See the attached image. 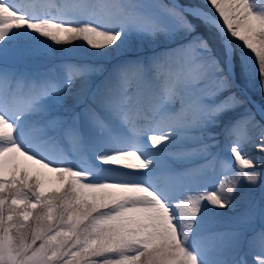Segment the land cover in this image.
<instances>
[{
    "label": "snow or ice",
    "instance_id": "snow-or-ice-1",
    "mask_svg": "<svg viewBox=\"0 0 264 264\" xmlns=\"http://www.w3.org/2000/svg\"><path fill=\"white\" fill-rule=\"evenodd\" d=\"M158 36L181 39L148 61L117 58L134 40ZM75 41L101 61L115 59L83 111L64 108V97L98 69L10 68L60 45L75 51ZM248 83L264 94V0H68L55 15L34 0H0V264H249L239 231L207 228L214 209L234 207L235 183L206 191L189 183L217 159L213 129H222L234 157L227 163L261 186L248 215L264 222V175L245 150L251 128L264 154V106L260 121L250 110L226 120L247 99L233 88ZM63 140L77 158L44 151ZM189 144L175 159L205 163L179 171L169 149ZM20 157L54 174L58 186L48 189L47 173L30 174ZM248 247L251 264H264V227Z\"/></svg>",
    "mask_w": 264,
    "mask_h": 264
},
{
    "label": "rangeland",
    "instance_id": "rangeland-1",
    "mask_svg": "<svg viewBox=\"0 0 264 264\" xmlns=\"http://www.w3.org/2000/svg\"><path fill=\"white\" fill-rule=\"evenodd\" d=\"M65 1V2H64ZM181 4H188L189 0H179ZM38 6H43V9L51 12L53 15L57 13L58 7L68 2L66 0H34ZM146 3H154L159 5L171 4L172 0H142ZM181 37H176V40H169L163 36L156 38H145L136 39L131 43V46L127 49L125 54L137 55L144 57L143 54L149 49V45L152 48L160 47L163 50L170 49L178 46V41ZM77 50L67 51L72 49V44L58 46L60 51L45 59H37L26 61L23 63H10L12 71L17 73H45L49 70L59 69L62 65H81L86 64L91 67L98 69L90 73L87 78L75 80L74 85L71 87L70 94L64 97V108H75L78 111H83V108L92 102V95L96 91L97 87L101 84L100 75L106 67L105 60L101 61L97 57L89 55L88 52L94 50L80 51L79 49L84 46L82 41H75ZM242 42L235 41L237 53L240 51V45ZM86 47V46H84ZM143 53V54H142ZM254 55V54H253ZM148 58V56H147ZM108 63H111L108 61ZM63 78V72L58 73ZM233 92L241 99L247 98L243 106L237 107L231 116L227 117L226 120L241 116L246 110H250L255 114L256 120L260 121V110L259 106H264V94H262L254 83H248L246 85H240L234 87ZM64 108L58 107L57 111L62 112ZM217 133L218 146L214 147L212 151L217 155V159L212 163L208 164L203 170V173L199 180L195 182H189L193 189L199 188L200 191L210 190L213 186L217 189L221 182L226 186H231L235 183L236 187L232 193V199L234 207L229 206L226 208H216L214 211L218 214L211 217L210 222L207 225L208 233L211 234H224L233 231H239L243 241V247L241 250V256L246 258L251 264L253 257L249 255L248 241L252 238L254 232H258L264 227V222L260 220L258 216L249 217V207L252 201H258L260 199L261 186H249V182L238 176L239 167L233 166L227 163L228 161L234 160L231 156L228 142L224 139L222 129H213ZM241 133H244L245 129L241 126ZM247 135L252 138V142L246 146V152L249 158L255 164V171L259 175H264V154H262L256 147L259 143L258 134L254 129L248 128ZM235 139V137H233ZM192 145H174L169 149V152L173 155L168 156V162L177 170L183 171L186 168L198 167L204 164L203 160H195L192 162L177 160L175 155L190 149ZM44 151L50 154L53 159H69L72 160L77 158V153L73 150L72 144L67 140H63L58 146L50 145L46 146ZM211 159V158H210ZM129 163H138L135 159H130ZM17 163L21 168H26L30 174L35 175L38 171L47 173L46 169H40L39 165L33 164L31 161H25L23 157L18 158ZM128 171V170H125ZM46 179L50 181L46 186L48 189L57 187L54 174L47 173ZM209 244L215 243L218 247L221 244L220 240L208 241Z\"/></svg>",
    "mask_w": 264,
    "mask_h": 264
},
{
    "label": "bare ground",
    "instance_id": "bare-ground-1",
    "mask_svg": "<svg viewBox=\"0 0 264 264\" xmlns=\"http://www.w3.org/2000/svg\"><path fill=\"white\" fill-rule=\"evenodd\" d=\"M191 2H199V3H202L203 0H189L188 1V3H191ZM172 3L181 4V2L179 0H172ZM256 3L258 5L261 4V0H256ZM148 47H149V49L146 50V52H144V54L142 53L144 57H142V56L139 57V54H137V55H132V54H125V55H123V54H117V58H119V57L122 56V57H124V58H126L127 60H130V61H137L138 60V61L143 62V61L151 60L153 57H156V56H163V55H165L166 53H168L170 51V49L163 50L161 48V46L160 47H156V48H152V49H151V46L150 45ZM147 56H148V58H147ZM108 61L111 62V63H108ZM105 62H106V67H105V69L102 71V73L100 75V79H101V83L100 84H102L104 82V80L106 79V77L108 76V74L111 72L112 67H113V65L115 63V59L114 58H108V59L105 60ZM260 109H261V107L259 106V110ZM255 131L258 134V131L257 130H255ZM258 141H259V139H258ZM133 159L134 158H132V160Z\"/></svg>",
    "mask_w": 264,
    "mask_h": 264
}]
</instances>
